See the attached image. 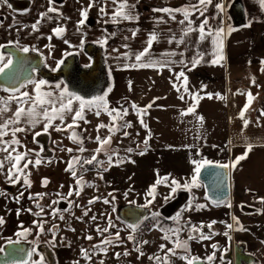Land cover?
Returning <instances> with one entry per match:
<instances>
[{
  "label": "crops",
  "instance_id": "obj_1",
  "mask_svg": "<svg viewBox=\"0 0 264 264\" xmlns=\"http://www.w3.org/2000/svg\"><path fill=\"white\" fill-rule=\"evenodd\" d=\"M77 1L67 0L64 8L67 19L64 26L69 35H72L75 27V11L79 12L78 18L81 19L79 10L82 6L86 7L89 2V0H80V3ZM242 1L246 23L251 22V26L237 29L231 34H228L229 23L226 15L230 0H222L223 13H219L214 6L220 0H213V4L209 5L205 12L211 27L224 28L222 37L224 60L219 64L211 63L215 55V46L211 38L200 41L198 32H193L184 38L183 44L177 45L175 41L169 43V39L173 36L179 39L183 35L182 29L186 25L178 23L183 16L176 13V19L172 20L165 13L153 11L155 8L164 7L181 8L195 3L196 0H129V3L136 4L134 14L138 15L139 19L120 23L111 22L114 5L110 0H95L89 15L92 22L80 33L78 39H80L79 43L83 39V45L92 43L103 49L107 74V109L108 111L127 109L128 114L124 117L132 125L124 130L129 135L122 136L126 147H136L133 151L136 155L144 152L143 155L171 156L177 166L179 163L183 164L184 159L189 165L193 160H209L214 164L230 165V201H250L259 211L257 215L248 217L250 221L247 217L241 219L245 230L239 233L240 243H246L247 248L252 250L253 239L250 235L264 233V202H261V198H264V116L259 114L264 106V64L261 63L264 60V10L260 8L258 0ZM102 6L109 13L108 16L99 12ZM161 17L164 22H158ZM191 19L194 22L193 27H197L203 17L197 13ZM105 20L109 22L105 23ZM55 27L56 24L42 27L39 34L50 35ZM132 30H138L135 37H132ZM152 32L157 33L158 40L152 45L150 57L145 59L167 61V66L125 67L135 63L134 54L145 47L148 35ZM125 37L128 39L126 40ZM105 38L107 43L101 45L99 41ZM124 45L128 47L125 48ZM173 51L176 55H166ZM124 53L128 54L127 57ZM199 55H203V60L192 67L190 62L194 58H199ZM189 68L192 70L189 71ZM181 71H184L188 78V92H185L182 86L183 79L176 80L175 74ZM173 83L180 88L179 92L172 86ZM109 88L112 89L110 92H108ZM31 90L29 89L30 92ZM249 92L254 99L245 112L244 119L249 122L245 127L240 113L247 103ZM193 94L203 97L198 104L193 101ZM209 94L212 96L211 99L208 98ZM180 96H184V99H180ZM153 100L155 103L143 116L148 125L145 129L139 123L140 118L131 105L134 103L140 108H145ZM190 106H195V111L181 115ZM10 107L15 108L13 105ZM73 108H78L76 102L73 103ZM198 117H203L202 122ZM97 122L95 120V123ZM68 123H71L70 113L65 114L63 124L58 119L54 121V124H60L61 127ZM77 123L79 128L75 127L67 131L56 132L50 128L51 140L61 142L64 148L73 147L69 138L72 131L86 140L87 134H83V130L89 126V122L79 120ZM42 127V124H38L33 131H40ZM135 131L138 133L136 134ZM27 133L32 135L31 131ZM146 138H148L147 145L143 143ZM248 144L253 147L247 158L241 160L235 168L231 167L235 158L245 152ZM4 156L0 154V159ZM137 159L133 160L134 164ZM152 167L147 166L142 160L137 168L140 171L154 170L155 168ZM0 178L8 183L3 173H0ZM61 178H67L66 172ZM8 184L19 187L21 182Z\"/></svg>",
  "mask_w": 264,
  "mask_h": 264
},
{
  "label": "snow or ice",
  "instance_id": "obj_2",
  "mask_svg": "<svg viewBox=\"0 0 264 264\" xmlns=\"http://www.w3.org/2000/svg\"><path fill=\"white\" fill-rule=\"evenodd\" d=\"M111 4L114 5L113 11L111 13V22L112 23H120L122 21H134L138 20V15L134 14V9L136 8L135 3H129V0H110ZM49 7L47 8L46 12H43L40 14L41 18H46L48 13H58L59 10L57 7H55V0H48ZM259 6L262 10H264V0H258ZM213 4V0H196L195 3H190L187 6L181 7V8H155L153 9L154 12H162L169 16L170 19L175 20L176 13H179L183 16V19L178 21L181 25H186L185 28L182 29L183 35L177 39L175 36L169 39V43L176 42L177 45L185 43V37H188L190 33L198 32V39L200 41H204L208 38H211L212 44L215 46L214 48V58L211 60L212 64H219L222 60H224L223 56V33L224 28L222 26L220 27H211L209 25V18L205 15V12L207 11V8L209 5ZM0 5H7V7L11 8L12 5L8 3V0H0ZM95 0H89L86 7H83L79 10L80 11V17L81 19L77 21V31H80V29L85 25L89 10L94 7ZM215 8L218 10L219 13L224 12V4L222 0L220 2L215 3ZM99 12L104 15L108 16L109 13L106 11L105 7H100ZM199 14L200 17H203V19L200 21L199 25L197 27H193V20L191 19L192 16ZM41 20L38 19L35 23L31 25V30L33 32L38 31V25L40 24ZM108 20H105V23H108ZM158 22H164L163 18L161 17ZM251 22H249L245 27H250ZM23 27H28L27 25ZM237 29L229 27L228 34H231V32L236 31ZM66 29L63 26H57L52 29L53 35L57 38H62ZM138 30H132V37H135ZM114 35V34H113ZM53 36H48L49 40H52ZM127 40L128 37H125ZM158 40V35L156 32H152L148 35V38L146 40L145 47L139 51L138 53L134 54V61L135 63L131 65H125V67H131V68H163L167 66V61H157L152 60L146 57H150V50L152 48V45L154 42ZM101 45H104L107 43V38L99 41ZM63 43L66 45H69V47H83V39L80 42V45L73 46L69 43L67 39L63 40ZM9 45L16 47L18 51L23 53H28L29 51H38L35 46H33L31 49L28 46H21L19 40H16L15 42L9 41ZM7 47V45L0 44V49H3ZM45 47H49L50 49L53 47L52 45H46ZM125 48H127V45H124ZM113 51H118V49H113ZM15 53L9 54L7 57L3 52H0V75H4L9 83V87H4L3 91L9 92L10 95L8 97H0V153H6V155L0 159V173H3L6 177V181L11 184H18L23 182V186L30 188L31 187V180L29 179L30 173L26 171L29 168V165H32L34 167H37L41 165L44 161L40 158V153L44 151L43 146L40 147L39 151H35L33 149H28L27 151H20V148H23L24 145L22 144L21 140L18 138V133H27L29 131L32 132L33 136V142L38 143L36 140V137H39L42 134H49V129L52 128L56 132L61 131H67L69 129H74L75 127H78L77 121L84 120L85 123L88 121L84 118V112L85 109L91 110L93 107L97 109L96 115H100L99 109L103 107L105 110H107V104L105 101V97L107 96V92L104 93L103 96H97L92 99H85L84 97L77 95L73 92H70L67 86L61 87L60 83H57L55 85V89L59 90L57 91H46L45 86L48 84L46 80L39 79H27V84L33 85V88L30 91H21L22 88L26 87L25 83H16V81L20 80V76L18 74V71L14 69L13 67V59L12 55ZM71 53H65L64 55H70ZM127 53H124V56L127 57ZM168 56H174L176 53L173 51L171 53H167ZM183 55V53H181ZM201 60H203V55H199V58H194L190 63L192 67L197 66L200 64ZM18 63L20 61L18 60ZM64 63V60H58L56 63V68L53 69V71L59 69L60 65ZM180 63H184V61H180ZM262 64H264V60L261 61ZM90 65H85V67H89ZM185 67H187V64H185ZM189 71L192 70V68L188 69ZM35 71V69H33ZM176 80L183 79V88L185 92H188L187 88V76L185 75L184 71H181L177 74H175ZM254 83V80H253ZM176 90L179 92L180 88L177 87L175 83L172 85ZM129 87L131 88V82H129ZM112 89L109 88L108 92H110ZM180 99H184V96H180ZM203 97L199 96V94H193L192 99L195 101L196 104H198L199 100ZM208 98H212L211 94L208 95ZM223 99V97H220ZM158 99V98H157ZM254 97L251 92L247 93V103L244 106V109L240 113V118L244 121V126L247 127L248 120L244 119L245 112L251 105ZM12 102H15V108H11L10 105ZM78 102V108H73V103ZM155 103V100H153L152 103L148 104L145 108H140L136 104H132L131 107L136 110L137 116L140 118L139 123L145 128H148V125L145 123L143 116L147 114V109L152 107V104ZM195 111V106H190L187 108L185 112H182L181 115H187L189 113H193ZM9 113H11L9 115ZM70 113L71 114V123L65 124L64 127H61L60 124H54V121L57 119L60 120L61 124L64 123L65 114ZM115 113V115H113ZM110 116H112L113 123L111 125H105L103 123L99 124L97 127V131L101 128H107L109 133H112L113 135L120 130L115 124V121L118 119H122L123 116H126L128 114L127 109L117 110L112 109L108 112ZM261 116H264V111L261 112ZM198 119L202 122L203 117H198ZM38 124H42V129L40 131H33ZM121 128H130L132 127L131 123H125L124 125L120 126ZM124 136H128L129 133L127 131L123 132ZM150 136V132H149ZM5 137H10V139H5ZM74 143H80L82 144V140L79 138L78 134L75 131H72L71 136L69 137ZM96 142L98 143L99 147L96 149V152L99 153L103 151L104 145L110 144L112 136L109 135L107 137L101 138L99 135L95 138ZM145 145L148 144V138H146L143 142ZM252 145L248 144L246 146L245 152L236 157L233 163L231 164V167L235 168V166L241 161L247 158L248 153L252 150ZM68 152H72L73 149L68 148L66 149ZM79 151L83 152L85 149L81 146L79 148ZM129 152L132 151L131 148L128 149ZM36 156L35 160H32L29 158L30 153H33ZM141 155L144 154V152L140 153ZM115 155V153H114ZM52 160L49 159L47 163H51ZM93 162L102 163L100 161H97L96 155H93L90 159L85 160L83 163L85 164H93ZM123 160H117L116 163H122ZM133 162L134 161H130ZM80 163L78 157H74L73 161H70L68 163V167L65 169L66 171H71V174L73 177H76V171L74 170V164ZM108 163L109 166H112V156L110 155L108 157ZM192 163L195 165L194 167V174L191 176L190 180H186L183 184H181L180 181L176 179H171L169 182L168 177H159V174L157 173V180L154 185H152L149 188L148 195L152 197V200L156 198V186L165 183L170 188L169 195L165 196L164 199L167 201L172 198V195L177 192L178 189H183L186 191H191L193 188L199 187V177L201 174V170L207 166H212L211 161L209 160H193ZM7 166V167H6ZM216 167L227 169L230 167L229 164H217ZM6 168V171H5ZM108 169H104V171H107ZM103 179V176L100 177ZM47 178L43 179L42 183L43 185L48 184ZM76 183L78 185H82V178H77ZM82 190V188H81ZM0 195H6V193L0 192ZM24 195L23 192L19 193V196L15 197L17 202H19V199ZM37 196H40L42 198V194H36ZM59 195V194H58ZM73 192L70 190L68 192V196H72ZM76 195H79V191L76 192ZM128 193H125V197H127ZM109 196H112V193H109ZM30 199H33L34 197L30 196ZM99 199V197L93 198L92 200H89V204H93L96 202V200ZM112 199H115L114 196H112ZM152 200H147L144 207H147L149 204L152 203ZM261 202H264V198H261ZM53 204L58 203V201H53ZM103 203L109 204V199H104ZM217 206H219L221 203H224L221 201H213ZM38 208H40V212L33 213V215L41 216L44 209L37 203L36 205ZM227 207H231V204H226ZM71 207V204H70ZM189 207H191V203L189 204ZM206 205L204 204H197L196 208L197 210L205 208ZM91 209H86L83 212V216H88V212ZM28 211H31V209H28ZM64 211H67L65 209ZM20 210H17V215H19ZM60 212L59 209L53 208L51 215L53 218L57 217V214ZM154 217L159 216V213H153ZM59 219L63 220L64 216L62 214L59 215ZM77 219H83V217H77ZM92 220H96V216L91 217ZM232 219L235 221L236 225H240V221L237 217L233 216ZM5 220L2 216H0V226L4 225ZM217 223V221H212L209 224L206 225L208 229H212L213 225ZM33 224L38 229V234H42L45 232V221L43 220H37L33 221ZM228 229H232V224L226 225ZM57 226L53 225L52 228L48 229L47 231L52 233L53 240L47 241V243L55 247V237H56V231L54 230ZM114 227L112 224L111 219L109 218L108 221V227L100 229L97 227V232L101 235L104 232H108L109 228ZM128 228L132 230L133 233L137 230L136 224H129L127 225ZM205 227V225L201 224L199 227L197 226H191L190 234L188 236V240H209L211 239V235H215L216 233H211V235L204 234L202 229ZM22 231H17L15 233L16 237L18 239L13 240L12 238H8L7 243L10 245H16L20 243L19 238H26L27 235L31 233V229L23 228L21 226ZM71 231H75V229H70ZM236 230L243 231V226L238 227ZM191 233H198V236H193ZM225 237L228 239H231L229 236V233L225 231L223 233ZM85 239L92 240L93 237L88 235L84 237ZM120 235L117 231L115 234V240L119 241ZM128 240H134L135 237L130 234L127 237ZM164 239L169 240L170 237L167 235L164 236ZM174 244V247L167 248L164 244L160 245L161 250L166 249V256L163 258V264H168V255H176V249H183L185 253H190V249L188 246V242L186 240H180L177 236L176 240L171 241ZM103 244H113L112 239H104L102 241ZM143 243H148V241H143ZM216 245L213 244L212 248L216 249ZM93 248L100 249V251H103L104 253L107 252V248H100L99 245H93ZM5 249L3 247H0V253L4 252ZM136 251L142 256L143 252L140 251V249L137 247ZM23 252V249H14L10 255L12 256H19L20 253ZM81 253L83 257L87 260L91 259V256L88 253L87 249L81 248ZM33 254H36L39 256L38 260L32 261L31 257ZM116 257L118 258L121 253H115ZM123 255L127 256L129 253L125 251ZM27 256L29 257L28 260H21L19 264H46L45 258L43 254L37 252L36 248H32L31 251L27 253ZM216 253L213 252L212 254L207 256V261L211 262L215 259ZM139 258V257H138ZM149 259H155L157 261V264H160L161 257H149ZM181 259L186 260V264H198L200 261V257L196 256H190L185 255L182 256ZM74 264H79V261H75ZM100 264H104V261L101 260Z\"/></svg>",
  "mask_w": 264,
  "mask_h": 264
},
{
  "label": "rangeland",
  "instance_id": "obj_3",
  "mask_svg": "<svg viewBox=\"0 0 264 264\" xmlns=\"http://www.w3.org/2000/svg\"><path fill=\"white\" fill-rule=\"evenodd\" d=\"M89 15L88 19L90 17ZM81 30H85V25L81 28ZM86 61V59H82V62ZM22 90L23 89H21V91ZM0 95L4 96L10 94H5V92L0 91ZM262 108L264 109V106ZM91 110L95 112L97 111L96 108H92ZM91 110L88 111L89 113H84V118H87L86 121L89 122V126H86V128H84L85 130H83L86 134H88L89 143H91V145L87 146L85 151H80L82 159L80 161L79 168L76 170V176L85 173L86 177L90 180L85 186L86 190L80 195L68 196L65 194L61 197H42L40 199V203L38 202L39 205L44 209L41 216L33 215V213L40 212V208L36 206L37 202L33 203L29 200L30 198L27 194V191H25V189L22 187H17L16 194L14 195L3 196L0 200V215L4 218L5 223L2 225V227H0V247L4 248V246L8 244V238H12L13 240L18 239L15 233L17 231H22L21 226H23V228L31 229L32 231L29 235H27L26 238H19L20 242L29 243L38 241L39 243L48 244L47 241H50V238L53 240L52 234L47 231L48 227L50 226V228H52L53 225H56L57 227L54 229L56 231L55 247H53L54 260L56 264H74L75 261H79V264H94L93 261H91L94 256L92 250L89 248L90 242H88L89 240L84 241L82 237L88 236L89 232L93 230L94 226H98L102 229L106 228V213H112V215H109V218L114 224H117L116 217L113 215V210H115L118 205H121L126 201L133 202L134 204L145 205L147 200H152V197L148 195V191L149 188L155 184L158 178L157 173L159 174V177H168L169 182L174 178L180 181L181 184H183L186 180H190L191 176L194 174L195 165L193 163H191V165L186 164L185 159L183 160V164L179 163L177 166L175 162L172 161L171 156H160L158 154L136 155L133 152L136 147H130L132 149L130 155L122 154L127 152L129 149L124 145V141H122L123 137H121L125 128H121L120 126L124 125L125 123H130L125 117L115 121L116 126L120 128V130L117 131L115 135L109 133L107 128L99 129V131L102 130V134L105 136L112 135L113 138L112 149H109V147L103 148V150H106V152L112 156V170L104 171V169H108V167H110L108 163V157L110 155H96L97 161L102 163H83L85 160L90 159L93 155H95L92 145L95 142L93 136L95 134V127L97 124L99 125L102 122L105 125H110V123H113L112 116H110L103 107L99 109V116L96 114L92 115ZM113 115H115V113H113ZM108 117L110 120H108ZM95 120L98 122L95 123ZM135 132L136 134L138 133L137 131ZM139 157L140 159H137ZM120 159H122L123 162L117 164L116 161ZM135 159H137L135 163L136 167H134V163L132 164V162H130ZM142 160L146 162L147 166H153L152 168L155 169L140 171L137 167ZM181 161L182 159H180L179 162ZM91 169L92 173H87V170ZM101 175L103 176V179L100 178ZM112 184L113 186H118L119 190H122L123 192H120L119 190L112 191L110 187ZM199 185V187L193 188L191 191H186L183 189L177 190V192L183 191L187 194L188 203L185 209L182 210V212H179V215H177L176 219H174L175 222L173 223L174 226L172 228L159 230H157L156 226H161V224H159V220L162 218H156V216L154 217L152 214L157 213L159 210L158 208L164 206L174 197L177 192L172 195L171 199L166 201L164 197L169 195L170 188L165 183L157 185L156 198L152 200L151 204L148 205L151 208L150 219L143 226V228H140L139 231L131 233L135 239L126 241V237H122L119 234L121 239L118 242H122L123 245L111 246L112 248L108 247L109 249L105 246L103 248H107L106 253L98 249V256L96 255L97 259L95 260H97L98 263L103 260L104 264H157L155 259L150 260L149 257L159 256L162 258L160 264H163V258L166 256V249L174 247V244L171 241L176 240L177 236L180 240L187 241L191 226L199 227L201 224H203L205 227L202 229V231L204 234H207V221H217V217L219 215H217V213L208 215L207 212H204L208 205L204 198L202 185L200 183ZM20 192H23L24 195L19 199V202H17L15 197L19 196ZM109 193H112L115 199H112V196H109ZM125 193H128L127 197H125ZM95 197L102 199L98 203V209H93L91 207L92 204L88 203L89 200ZM104 199H109L110 203H103ZM11 200L14 202H11ZM53 201H61L65 203L66 207H70L71 204V207L67 208V211H60L57 214V217L53 218L51 214L50 216L49 214H44L45 209L51 210L52 212V209L54 208V204L52 203ZM190 203L191 207H189ZM228 203L231 204V207L226 206ZM228 203L224 204L223 206L224 213L227 218L231 213H234L239 218L246 219V216L242 215L235 209V201H229ZM243 203L249 206L255 205L250 201H243ZM197 204H204L206 207L197 210ZM49 207H51V209H48ZM18 209L20 210L19 215H17ZM28 209H31V211H28ZM86 209L91 210L88 212V216H83V212ZM60 214L64 216L63 220L59 219ZM92 216H96L97 219L92 220ZM77 217H83V219H77ZM227 218L225 220L226 225L229 224V220ZM37 220L45 221V232L42 234H38V229L33 224V221ZM247 220L250 221L248 217ZM70 229H75V231H71ZM226 231L229 234L232 233L231 230L227 229ZM191 234L193 236H198V233ZM166 235L170 237L169 240L164 239V236ZM207 235H211V233ZM219 237L223 238L221 235L215 234L211 235V239L209 240H189L188 246L190 253H185L183 249H176V255L167 256L168 264H186V260L181 259V257L185 255L196 256L200 257V259H203L216 250L212 248L213 244L217 246L216 248H218L220 245H223L224 248H226L225 243L222 242L223 239L221 240L222 243L220 245L216 244V241L221 239ZM98 238L101 240L99 242L102 243L104 239H107V232H104L102 235L99 234ZM239 238V236H235V243H237V241L240 242ZM250 238L253 240L257 239L255 242H252L253 249L251 251L259 258L260 264L261 262L264 264V233L251 234ZM113 241L117 243L115 236ZM143 241H148V243L145 244ZM161 244L166 246L165 250H161ZM137 247L141 252H143L142 256L136 251ZM81 248L88 250V253L91 256L90 260H87L83 257ZM125 251H127L129 255L124 256L123 253ZM115 253H121V255L117 258ZM37 259L38 258L35 255L33 256L32 261Z\"/></svg>",
  "mask_w": 264,
  "mask_h": 264
},
{
  "label": "flooded vegetation",
  "instance_id": "obj_4",
  "mask_svg": "<svg viewBox=\"0 0 264 264\" xmlns=\"http://www.w3.org/2000/svg\"><path fill=\"white\" fill-rule=\"evenodd\" d=\"M78 1L77 2L80 3V0H78ZM231 1L232 0H230V2ZM230 2L228 3L227 8H228ZM8 3L12 5L11 8L7 7V5H0V44L7 45V47L0 49V52H3L6 57L9 55V53L5 51L6 49L14 48L18 51V49L16 47L9 45V41L15 42L16 40H19L21 46H28L30 49L33 46H35V48L38 50V51H29L28 53H23V52L19 51L20 53H22V54H35V55L40 56L43 60L44 71L49 72V73H54L57 71L59 73V71H61V74H63V76L70 81H72L71 79H75L77 81L79 80L77 77L78 75H75V71H74L75 70L74 69V62L75 61H77V63L81 67H85V65L91 66L92 60L96 59V55H95L96 50L95 49H90L89 55H87L85 53V49L89 45L100 48L102 53H103V59H104L103 49L96 44L86 43L83 45L82 48H80V47H69V45H66L63 43V40L67 39L69 41V43L73 46L80 45V43H79L80 39H78V38L80 37V33L82 31L81 29H80V31H77V21L80 20L78 18V16H79L78 11L77 12L75 11V15H74L75 27L73 29L72 35H69L68 30L64 26L65 21L67 20L66 19V13L64 12L65 11L64 8L66 6L67 0H55L54 6L58 8L59 14L58 13H48L47 17L43 18V19L41 18L40 14L43 12H46L47 8L50 6L48 3V0H8ZM227 8H226V10H227ZM38 19L41 20L40 24L38 25V31L33 32L31 30V25L33 23H35ZM227 19H228V23H229V27H230V24H231L230 20H229V18H227ZM91 22H92V19L89 17V19L87 20V22L85 24V29H86V26H89V24H91ZM55 24L57 26H63L66 29L62 38L55 37L53 35V32H52V34L47 35V36H42L41 34H39L40 29L42 27L49 26V25H55ZM25 25H27L28 27H23ZM12 36H13V38H12ZM48 36H53L52 40H49ZM46 45H52L53 47L50 49L49 47H45ZM65 53H71V54L65 56L64 55ZM83 58L86 59L87 61L82 62ZM61 59L64 60V63L62 65H60L59 69L53 71V69L56 68L57 61L61 60ZM104 62H105V60H104ZM31 74L33 76L32 79H35V80L43 79L41 76L38 75V70H36V69H35V71H33V69H32ZM105 75H106V79H107L106 64H105ZM43 80H45V79H43ZM46 81L48 82V84L45 86V89H44L46 91H57L58 92L59 90L55 89V85L57 83L62 84V88L64 86H67L66 82L64 81V79L62 77H60L57 80H53V81L46 80ZM25 84H26V87L22 88L23 89L22 91H29V89L33 88V85L27 84V82H25ZM106 88H107V85H106L105 89L103 90V92L100 96H103V94L106 92ZM0 91L5 92V91H3L2 87H0ZM5 94H10V93L5 92ZM8 96L9 95H4V96L0 95V97H8ZM105 101H106V99H105ZM76 103L78 104V102H76ZM12 105L16 106L15 102H12L10 106H12ZM93 108H95V107H93ZM88 111H90V110L85 109L84 113H89ZM91 111H92L91 112L92 115L96 113L93 110H91ZM106 111L109 112L108 109ZM108 120H110L109 117H108ZM110 125H111V123H110ZM97 127H98V124L95 127L96 131H95V134L93 136L95 142H94V144L92 143L93 144L92 149L94 150V154L98 155V156L110 155L108 152H106V150H103L99 153L96 152V149L99 147V145L95 139L97 137V135H99L101 138L108 136V135L105 136L104 134H102L103 133L102 130L97 131ZM83 134H86V133L83 132ZM17 136H20L18 138L21 140L22 144L24 145L23 148L19 149L20 151H27L28 149H33L35 151H39L41 146H43V148H44V151L40 153V158L44 162L41 163V165H39L37 167L29 165V168L26 170L30 173L29 179L31 180V187L27 188V187L23 186V182L21 180L20 187H22L23 189H25V191H27V194L29 195V197L30 196L34 197L33 199H29L31 202H33V203L39 202L40 203L41 197L36 195L38 193L42 194V197L46 198V197H52V196L53 197H61L65 194L68 195V192L70 190L73 192V195H76L77 191H79V195H80L86 190L85 186L90 181L86 177V174L84 173L81 175H77L76 177H73L71 174V171H66L65 169L68 167V163L70 161H73L74 157H78L79 161H81L82 155L79 151V148L82 146L84 149H86L87 146L91 145V143H89L88 134H87L86 140H83L79 137L82 140V144L74 143L70 139V142L73 144V147H68V148L73 149L72 152H68L66 150L68 148H64L62 146L61 142L51 140L50 134H42L39 137H36V140L38 141V143H34L33 142V136L29 135L28 133H18ZM122 136H123V133H122ZM5 139H10V137H5ZM112 145H113V138L111 139V143L104 145V147H109V149H112ZM0 154L6 155V153H0ZM122 154L130 155V152L127 151V152H124ZM29 158L32 160L36 159L34 152L30 153ZM49 159L52 160L51 163H47V161ZM79 166H80V163L74 164V170L76 171L79 168ZM108 170H112V167H108ZM87 171H88L87 173H92V169L87 170ZM65 172L67 174V178L66 179L61 178V176H63L65 174ZM45 178H47V180L49 181L46 186L43 185V183H42L43 179H45ZM77 178H82V185H78L76 183ZM110 187H111L112 191L113 190H117V191L119 190L118 186H113V184ZM16 188H17L16 186H14V185L12 186V185L6 183L2 178H0V192L6 193V195H0V200L2 199L3 196H10V195L16 194V190H17ZM81 188H82V190H81ZM202 189L204 191L203 185H202ZM120 192H123V191L121 190ZM204 198H205V201L208 205L207 209H205L204 212H207L208 215L209 214L211 215L212 213H217V215H219L217 217V219H218L217 223H215L213 225L211 230L207 228L206 233L210 234V233L214 232V233H216V235H221L223 238L219 237L221 239H218V241H216V244L220 245L223 242V243H225L226 248H224L223 245L218 246V248H216V250H214V252L216 253V257L213 261L209 262V261H207V257H205L203 259L201 258L199 262H201L202 264H234L235 248L236 247H242L243 253L249 255L253 259V262L251 264H260L259 258L256 255H254L251 250H249L247 248L246 243L242 244L238 241H237V243H235L236 242L235 236H239V233L241 232V231H238L236 229L240 226H243V224H242L241 218H239L234 213H231L228 218L226 217V215L224 213L223 206H224V204L228 203L230 201V199L228 201H226L225 203H222L219 206H217L216 204H212L208 201V199L205 195V191H204ZM101 200L102 199H100V198L97 199L96 202L91 205V207L93 209L94 208L98 209V207H99L98 203ZM11 202H14V201L11 200ZM187 203H188L187 194L183 191H180V192H177L174 195V197L171 200H169L164 206L159 207L158 208L159 209L158 210L159 216H156V218H162V219L159 220V224H161V226H159V227L156 226L157 230L172 228L174 226L173 223L175 222L174 219H176L177 215H179V212H182V210L185 209ZM54 208L59 209L60 211H64L65 209L70 208V207H66L65 203L60 201V202L54 204ZM48 209H51V207H49ZM140 209H147V216L143 220L138 221L137 210H140ZM235 209L246 217H251V216L257 215L259 213V211L257 210V208L254 205L249 206V205H247L241 201L235 202ZM45 212H47V213H45ZM45 212H44V214H49V216H50L51 210L45 209ZM113 212H114L113 215L116 217L117 224H114L112 222L114 227L109 228V230L107 232V239L113 240L117 231L119 232V234L122 237H126V239H127V237L131 233H133L132 230L127 227V225L136 224L137 225L136 231H139L140 228H143V226L149 221L150 214H151V208L149 206L144 207L143 204L142 205L134 204L133 202L126 201L123 204L118 205L115 208V210H113ZM109 215H112V213H106V217H105L106 227H108ZM233 216H235L239 219L240 225H236L235 221L232 219ZM44 217H46V216H44ZM226 218L229 220L228 223L233 225L232 229L227 228L226 223H225ZM210 222H212V221H207L206 225L209 224ZM0 227H2V226H0ZM97 227L98 226H94L93 230H91L88 234V235L93 237V239L89 240L88 242H90L89 248L93 252L94 258L91 261H93L94 264H100V263H98L97 260H95V259H97L96 255L98 253V249L93 248V245H99L101 249L105 246L108 248L111 246L123 245L122 242H118V241H117V243L113 241V244H110V245L109 244H103V243L99 242L101 240H99V238H98L100 233L97 232ZM48 229H50V226L48 227ZM100 229H102V228H100ZM227 229L231 230V232L234 234V235L232 233L229 234L231 239H228L223 235V233ZM49 233L52 234L51 232H49ZM84 237L85 236L82 237L83 240L87 241L88 239H85ZM222 239H223V241L221 242ZM51 240H52V238H50V241ZM256 240L257 239H255L253 241L255 242ZM126 241H128V239ZM187 242L189 244V240H187ZM21 243L27 244L29 246L30 251L32 248H36L37 252L43 254L45 261H46V264H56V262L54 260L53 247L50 246L49 244L39 243L38 241L29 242V243L20 242L19 244H21ZM6 245H8V244H6ZM100 254H101V252H100ZM35 255L36 254L32 255L31 260H32L33 256H35ZM37 258L39 259V256H37ZM262 263L263 262H261V264Z\"/></svg>",
  "mask_w": 264,
  "mask_h": 264
},
{
  "label": "water",
  "instance_id": "obj_5",
  "mask_svg": "<svg viewBox=\"0 0 264 264\" xmlns=\"http://www.w3.org/2000/svg\"><path fill=\"white\" fill-rule=\"evenodd\" d=\"M226 15L230 20V27L240 29L245 27L246 15L242 0H232L226 10ZM96 50V59L92 60L90 67H81L77 61L74 62L75 75H78V81L66 79L61 71L49 73L43 69V60L40 56L35 54H22L14 48H8L5 51L12 55L13 67L18 71L20 80L16 83H25L27 79L33 78L32 69L38 70V75L45 80L53 81L60 77L64 79L70 92L84 97L85 99H92L100 96L107 85L105 75V62L103 53L100 48L89 45L85 49V53L89 55V50ZM18 60L20 63H18ZM76 60V59H75ZM0 87H9V83L4 75H0ZM212 166H207L201 170L199 182L203 185L205 195L208 201L212 204L213 201H223L224 203L230 199V184H229V168L223 169ZM222 204V203H221ZM138 221L143 220L147 216V209L137 210ZM5 251L0 253V264H19L21 260H28L27 253L30 251L27 244L6 245ZM14 249H23L19 256H12L10 253ZM253 259L243 253L242 247H236L234 253V264H251ZM198 264H202L198 262Z\"/></svg>",
  "mask_w": 264,
  "mask_h": 264
},
{
  "label": "trees",
  "instance_id": "obj_6",
  "mask_svg": "<svg viewBox=\"0 0 264 264\" xmlns=\"http://www.w3.org/2000/svg\"><path fill=\"white\" fill-rule=\"evenodd\" d=\"M228 28H229V26H228ZM262 111H264V109H263V108H261V109H260V111H259V114H261V112H262Z\"/></svg>",
  "mask_w": 264,
  "mask_h": 264
}]
</instances>
